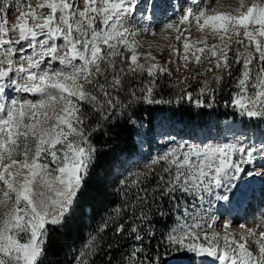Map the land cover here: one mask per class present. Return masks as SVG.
<instances>
[{"label":"snow or ice","instance_id":"1","mask_svg":"<svg viewBox=\"0 0 264 264\" xmlns=\"http://www.w3.org/2000/svg\"><path fill=\"white\" fill-rule=\"evenodd\" d=\"M158 106L231 119L149 128ZM0 264H264V0H0Z\"/></svg>","mask_w":264,"mask_h":264},{"label":"trees","instance_id":"2","mask_svg":"<svg viewBox=\"0 0 264 264\" xmlns=\"http://www.w3.org/2000/svg\"><path fill=\"white\" fill-rule=\"evenodd\" d=\"M164 109H168L170 112V117L178 122H184L187 124H192L198 121L201 124H208L212 121H223L225 119H231V116L227 115L226 109L223 107L214 110L209 113L205 111L199 115L197 118L194 113H187L183 109L175 110L171 109L167 106L160 107L158 106L151 113V116L148 117L146 123L149 128L154 127V117L156 115V111H162ZM114 146L111 150L105 152L101 159L98 162V167L94 169L93 174L88 181V193L89 197L93 196L94 193L98 190L99 186L106 180L114 166H118V158L125 155L131 154L134 151L133 144V133L127 129H123L120 131L118 135L114 138ZM94 206H98L95 205ZM101 207V211H102ZM85 225L79 215L74 216L72 219H69L66 223L63 231H58L54 237L58 246L60 255L63 256L67 247L72 244H79L85 238L84 229Z\"/></svg>","mask_w":264,"mask_h":264},{"label":"rangeland","instance_id":"3","mask_svg":"<svg viewBox=\"0 0 264 264\" xmlns=\"http://www.w3.org/2000/svg\"><path fill=\"white\" fill-rule=\"evenodd\" d=\"M215 2H216V0H213V4H214ZM220 2H221V3H230V2H231V3H234L235 0H220ZM10 19H13V17L10 16ZM174 35H175V34H173V36H174ZM197 38H199V34L195 31V29H193V30H192V39H197ZM138 39H141V40L144 42V47H145V49L147 48V46H148L149 43H156V42H158V43H160V44H162V45H165V47H164V49H163V53H162V55H160L159 53H156V49H155V47H153L152 50H153L154 53H156V54L159 55V58L161 59L162 62L165 61V60H167V59H169V57H170V49L167 47V44H168V43H171V42H173V41H165V40H163L159 35H156V36H151V35L141 36V37H138ZM209 42L211 43L212 41H209ZM176 47L182 49V43H180V42H176ZM235 47H236V46L233 45V49H234ZM230 55H231V53H230ZM172 59H175V57H172ZM170 67H171V69L173 70V78H176L177 76H179V77H183V76L185 75V71H184L183 69H182L181 72L178 73V74L174 71L175 68L177 67V64H172ZM199 70H200L199 68H192V69H191V71H192L193 73H195V72H197V71H199ZM211 75H212V74L209 73V77H210ZM189 83H190L193 87L196 85V81H192V80H190ZM169 119H173V118L170 117V112H169L168 109H164V110H162V111H156V115H155V117H154V127H153V128L158 127L159 124H160L161 122L167 121V120H169ZM146 121H147V120H146ZM147 126H148V125H147ZM240 222H242V223H247L249 226H252V224H253L252 221L248 222V221H243V220H241ZM217 230H219V229H217ZM232 230L235 231L236 233H239V232L241 231V229H239V228L236 226L235 223H234V225H233V229H232ZM249 245L251 246V238L249 239Z\"/></svg>","mask_w":264,"mask_h":264},{"label":"bare ground","instance_id":"4","mask_svg":"<svg viewBox=\"0 0 264 264\" xmlns=\"http://www.w3.org/2000/svg\"><path fill=\"white\" fill-rule=\"evenodd\" d=\"M47 194L48 195H54V193H47ZM257 196H258V191H257ZM256 208H257V217H258V215H259V204L258 203L256 204ZM257 217H253L251 219V221L254 222Z\"/></svg>","mask_w":264,"mask_h":264}]
</instances>
